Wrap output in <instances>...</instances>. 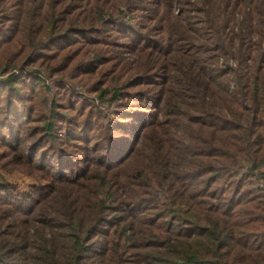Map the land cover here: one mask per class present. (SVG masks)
<instances>
[{
    "label": "trees",
    "instance_id": "trees-1",
    "mask_svg": "<svg viewBox=\"0 0 264 264\" xmlns=\"http://www.w3.org/2000/svg\"><path fill=\"white\" fill-rule=\"evenodd\" d=\"M0 70V264H264V0H0Z\"/></svg>",
    "mask_w": 264,
    "mask_h": 264
},
{
    "label": "rangeland",
    "instance_id": "rangeland-1",
    "mask_svg": "<svg viewBox=\"0 0 264 264\" xmlns=\"http://www.w3.org/2000/svg\"><path fill=\"white\" fill-rule=\"evenodd\" d=\"M173 10H174V12H178L179 9H178L177 6H174ZM15 74H16V77L27 76V75H31V76H35L36 75V73H29V72H27L25 70H18V69L15 70ZM6 75L7 74L2 73L1 70H0V78L4 77ZM43 80L45 81L46 79H43ZM92 82H93L92 78H90V77L88 78L87 77V78H84V80L82 81L81 84H75L76 86H74V87H75V90L79 93L80 96L88 97L89 99H92V100H94L97 103L98 100H99L98 99V95L95 92H87L86 89H85L87 87V85H91ZM59 83L60 82L51 83L50 81H47V83H46V85H47L46 87L47 88L46 89L47 90H53L55 88V86L57 84H59ZM61 84H64V83H61ZM67 85H68V82H67V84L65 83V86H67ZM98 105H101V109L103 111L107 112L108 114L110 113L111 110L109 109L108 105H105V102L103 104H98ZM12 179L17 183V187H18L19 191L27 192L28 185L35 183L32 179L28 178L25 175H21V174L20 175H16ZM260 185H262V188H264V181H260Z\"/></svg>",
    "mask_w": 264,
    "mask_h": 264
}]
</instances>
